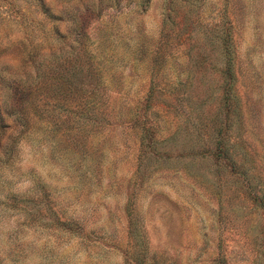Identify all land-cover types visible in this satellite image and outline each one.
I'll return each instance as SVG.
<instances>
[{
    "label": "rangeland",
    "instance_id": "1",
    "mask_svg": "<svg viewBox=\"0 0 264 264\" xmlns=\"http://www.w3.org/2000/svg\"><path fill=\"white\" fill-rule=\"evenodd\" d=\"M85 53L103 68L105 114L119 118L87 136L95 161L72 155L66 176L45 141L22 138L46 135L42 118L10 106L26 91L40 108L55 104ZM145 119L155 158H137ZM8 148L0 247L19 245L8 264H264V0H0V153ZM7 208H38L41 224L50 212L76 219L83 236L17 227Z\"/></svg>",
    "mask_w": 264,
    "mask_h": 264
},
{
    "label": "trees",
    "instance_id": "2",
    "mask_svg": "<svg viewBox=\"0 0 264 264\" xmlns=\"http://www.w3.org/2000/svg\"><path fill=\"white\" fill-rule=\"evenodd\" d=\"M165 18H168L167 13L165 14ZM165 18L163 16L164 21ZM77 36L78 39L74 40L76 43L79 38L83 37V34L78 33ZM85 57L87 64L82 67H76L75 73L72 74V81L69 82V90L67 88H63L55 104H52L47 108H40L41 106L39 104L36 106L34 103V101H37L36 98H30V100H27L28 97L32 94V91H26V102H24L23 105L21 104V106H19L17 104H14L15 102H11L10 106V108L18 111L20 114L24 108H27L29 110L28 112L34 114L37 119L42 118V124L44 123L43 125L47 127L46 135L44 134V136L36 137V132L23 130L25 134H23L22 138L24 140L26 139L27 141H30L31 143L32 141H36V143H38L39 145H41L40 143H42V141H45L47 143V149L50 157L55 161L58 160L62 162L61 166L63 167V170L60 171H62L61 173L66 176H68V172L71 169L70 164L72 161V155L76 158L78 157L79 163H83V161H90L91 155L93 158L92 160L97 157L93 156V153L88 154L86 151L87 136L90 134L92 136H95V132H97L95 129H98L103 125H108V118H119L118 112L115 113V115L111 114L109 117H107L104 112V110L106 109V105L102 100L101 94L99 93V87L103 84L105 78L103 75V68L99 63L97 55L85 53ZM162 62H164V56H160L158 52H153L151 56V63L162 64ZM66 92H69V98H66ZM54 112L55 119L43 118L44 114L49 117ZM58 115L62 117V119L58 117ZM134 117L135 113H131V116H129V121H131V123H133ZM140 124V135H142V137L139 138L138 148L141 153L138 154L137 158L141 156L144 149L152 151L153 148L150 145L156 142L152 138V128L154 127L152 121H146L145 119V121L141 122ZM33 133L35 134V136H33ZM216 137L215 149L217 152L215 156L220 157L221 154L219 152L222 153L223 150L222 148H219V145L221 143L219 140V129L216 131ZM143 142H145L146 144L143 145ZM186 151L192 152L193 150L189 148V150L187 149ZM152 152L153 157L155 158L154 155L157 156V154L154 153V151ZM0 154L3 158L2 160H0L1 164H3L0 165V168L4 166H6V168H11L13 164L11 161L14 158L13 154H11V148L2 151ZM193 154L198 153L194 152ZM95 166L98 168L99 164L95 163ZM38 183L39 182H37L36 180V182H34V187L40 189V192H42V187L39 186ZM4 184L8 185L9 182L6 180V178H0V190L4 189ZM6 189V198L8 200H16L17 197H14L10 194L11 190L9 189V187L6 186ZM7 209L9 211H11L12 209L14 210L16 223L22 218L17 227L27 225L25 221H29V223L33 227L38 225L50 227L52 234H65L74 238L78 237V239H81L83 236V234H80L82 233V230L81 227L78 226L76 219H60L57 217H52L54 214L50 212L49 214H51V217H48V219L51 218V220H45L48 223L44 222L45 224H41L40 221L37 220H41V218L38 217V208H28L29 212L26 210V208ZM36 221L38 222V224H35ZM133 231L134 234L137 235V230L134 229ZM130 238L133 239L132 236H130ZM5 244L6 246L3 250L0 247V264H8L7 260L16 262L17 258H12V255L19 254V249L17 247L19 245H16L15 239H13V241L9 244L8 242H6ZM10 244H12V246Z\"/></svg>",
    "mask_w": 264,
    "mask_h": 264
}]
</instances>
